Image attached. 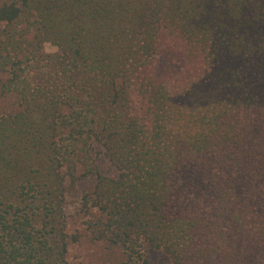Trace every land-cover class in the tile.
I'll use <instances>...</instances> for the list:
<instances>
[{"label": "trees", "instance_id": "trees-1", "mask_svg": "<svg viewBox=\"0 0 264 264\" xmlns=\"http://www.w3.org/2000/svg\"><path fill=\"white\" fill-rule=\"evenodd\" d=\"M0 23V264H70L85 177L124 264H264V0H0Z\"/></svg>", "mask_w": 264, "mask_h": 264}, {"label": "rangeland", "instance_id": "rangeland-1", "mask_svg": "<svg viewBox=\"0 0 264 264\" xmlns=\"http://www.w3.org/2000/svg\"><path fill=\"white\" fill-rule=\"evenodd\" d=\"M2 26V23H0ZM55 46L47 45L46 51L53 52ZM19 108L16 95H3L0 91V115ZM100 167L104 173L114 175L115 170L105 158H101ZM94 179L85 177L80 180H66V212L67 231L70 235L77 234L78 241H71L68 250L70 264H124L126 255L123 248L111 246L106 241H94L86 229L85 221L89 217L82 209V195L92 190ZM150 264H173L169 255L162 250L148 252Z\"/></svg>", "mask_w": 264, "mask_h": 264}]
</instances>
